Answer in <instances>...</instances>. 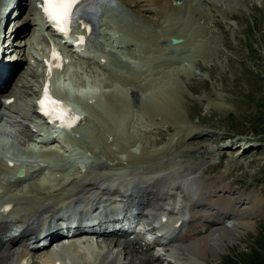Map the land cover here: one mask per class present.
<instances>
[{
	"label": "bare ground",
	"instance_id": "6f19581e",
	"mask_svg": "<svg viewBox=\"0 0 264 264\" xmlns=\"http://www.w3.org/2000/svg\"><path fill=\"white\" fill-rule=\"evenodd\" d=\"M124 1L129 7L130 13H134V15L128 14L129 12L124 14L123 11L118 13L115 8L107 5L102 6L104 15L100 19L102 28L98 36L101 43L95 47L92 46L93 42L89 41L88 45L75 46V44H71L78 39L75 36L62 37L63 41L59 40V36L52 38L57 43V46L53 48L55 50L59 49L69 59L64 58L61 54L62 60L60 62L55 61L57 62L55 65H63V70L58 72L57 68H53L49 77H47L48 69L43 68L40 85L36 83L37 86H40L36 96L41 95L44 85L48 82L51 98H56L59 94L63 96L62 93H65V96L71 99L72 103L74 99L76 114L73 112V116L79 123L71 129L73 136L65 129L56 130L58 138L64 137L68 142L73 141V150L80 148L81 151L98 155L100 159H106L108 162L121 166L127 164L129 167L139 170L144 169L146 165V167L156 166L157 170L150 171L143 176L142 179L145 180V183L137 187L132 198L129 197L127 192L114 191L111 194L117 195L118 198L130 199L138 208L145 206L146 209L153 210L165 201L166 196L169 194L162 185L176 177L179 171L176 166L169 170L159 164L150 163V159L155 158V153H151L147 147L138 141L135 130L137 124L143 120V116L147 115L149 117L147 121L151 125L157 117H161L164 121L163 124L165 123L168 126L171 122V128H167L166 131L174 130L177 138H180L179 140L193 132L189 131V123L183 121L180 98L182 83L179 77L184 74H197L189 64L191 62L195 63L193 62L194 59L206 63L205 60L208 59L207 53L210 49L209 41L203 42L201 38L205 37V25L208 19H205L204 16L207 15L202 12V9L192 8L191 4H186L188 0L181 4L174 3L173 0H147L149 5L145 7L147 9L142 11H134L132 8L137 0ZM118 2L119 6L122 5L120 0ZM125 7L123 8L125 9ZM35 10L36 7L32 4L31 11ZM148 13L153 14L147 16ZM153 15L156 16V19L150 18ZM23 17L13 23L14 27L17 25L16 37L24 36L23 27L26 24H23V22L27 19L31 20L29 17L26 19ZM37 17L35 20L36 23H39V26L32 30L29 40L25 43L29 45L30 52L35 51L38 53L39 49L36 50L35 48L38 46L44 47L45 41L42 36L46 21L41 16ZM202 19L205 22L202 23ZM21 21L23 22L21 23ZM51 24L55 27V23L52 22ZM49 27L52 28L51 25ZM88 33V28L80 32L84 36L80 38L82 42H84ZM51 34L55 36L53 32ZM173 37L183 38L185 43L177 47L168 46ZM41 39L43 43L40 42ZM17 44L22 45L20 42ZM124 45H126L125 48H123ZM173 49L176 53L183 54L172 56L170 54ZM117 55H121L123 60L120 57L119 59ZM30 56L28 54V59H30ZM40 56L47 60V53ZM30 60L35 62L32 58ZM4 63L6 64V62ZM87 64L92 65V67ZM81 65L90 68L83 70L87 74H79ZM17 76L22 75L19 73ZM10 80L0 76V98ZM69 86L72 92L66 90ZM130 93H143L145 99L138 109H134L131 105L133 104V98ZM5 107H7L6 104L0 101V108ZM216 108L224 111L227 106L222 102H218ZM4 116L0 115V120ZM79 117H85V120L81 121ZM152 127L156 130V127ZM32 132L34 133V131ZM32 132L28 130V134L31 133V136L33 135ZM48 137L50 139L54 136L50 135ZM29 147L41 149V151L44 149L38 143H33ZM172 171L178 172L173 174ZM157 178L160 179L156 181ZM177 178L179 179V177ZM177 178H175L171 189H174L170 194L171 196L176 194L177 191L181 192V189L183 193L184 190L188 189H185L187 184L181 188ZM121 179L125 182L123 186L127 188L126 181H130V177L123 175ZM159 182H162L161 186H159ZM98 183H100L98 180L84 183L82 190L85 191L89 188V190H94V193H111L108 188H96ZM79 189L81 188L74 187L75 191ZM192 195L195 198L190 200L192 206L191 210L187 212V215H190V223L186 225L183 231L169 236L175 235V241L184 250L192 256L200 258V260L207 259L209 255L217 257L219 253L228 248L227 243L237 241L240 231L251 228L255 224L253 219L264 213V202L259 195L253 194L249 197L243 194L235 195L230 183H227L222 176L208 179L205 186L200 188L198 193ZM36 215L42 217L45 214L37 212ZM165 215L167 214L165 213ZM180 218L181 215L175 217L174 220L179 221ZM84 222L88 225L99 224L96 219L84 220ZM203 223H206V225ZM10 224H12V221L6 219L0 224V228L6 230ZM202 224L204 228L200 227ZM171 225L172 222L169 221L168 228ZM59 230L57 229L53 233ZM12 231L16 232V230ZM102 235L101 239L106 247H118L120 248L118 256L130 257L128 264H161L160 260L163 257H156L152 254L151 248L142 241H131L127 237L123 239L120 231H109ZM50 236L53 237V234ZM82 241L74 238L64 242L62 247L57 244L58 250L53 248L49 251V249L42 248L37 256L41 258L43 264H62L57 260L65 262L67 252H73V250L79 252L82 247L78 246ZM93 246L96 245H85L84 250H94ZM14 250L13 244L7 245L0 242V264H12L13 261H15L14 264H29L31 254L28 250ZM116 258L115 264H119L120 259ZM157 258H160L158 262Z\"/></svg>",
	"mask_w": 264,
	"mask_h": 264
},
{
	"label": "rangeland",
	"instance_id": "374dc122",
	"mask_svg": "<svg viewBox=\"0 0 264 264\" xmlns=\"http://www.w3.org/2000/svg\"><path fill=\"white\" fill-rule=\"evenodd\" d=\"M120 3L122 11L134 15L130 13L124 0H120ZM186 4H191L192 8L202 9V12L206 11L207 16H204L208 19L205 25L206 32L205 37L201 39L203 42L208 40L210 48L207 53L209 60H205L206 63L204 61L201 63L199 59H194L195 63H189L197 72L196 75L191 73L179 77L182 83L180 98L183 121L189 123V131L193 132L179 140L174 130L166 131L167 128H171V122L168 126L163 124L161 117H157L151 125L147 121L149 117L144 115L143 120L137 124L135 134L143 146L151 153H155V158L150 159V163L159 164L169 170L176 166L179 171L177 176L167 181L165 185L159 182V186H164L169 194L174 191L171 189L177 177L181 188L187 184L186 189L192 185L194 188H202L208 179L222 176L230 183L235 195L243 194L246 197L259 195L264 202V0H188ZM147 5H149L147 0H137L132 8L134 11H142L147 9L145 8ZM149 14L153 13H148L147 16ZM28 17L25 14L23 18ZM150 18L156 19V16ZM14 22L11 21L9 29ZM36 22L34 17L23 22L26 24L23 27L24 36L15 42L13 45L15 49H20L17 43L21 40L25 42L29 39ZM33 64L29 62L25 63L24 67L22 64L17 66V72L22 76L15 77L2 92V97L9 95L15 99L12 104H6L7 107L2 108L0 113L5 114L0 121L2 145L16 146L27 141L28 129L25 122L27 118L32 117L33 97L40 87L37 85H40L41 72L40 69L37 70L38 66ZM82 67L84 66H81L80 71L86 69V66L83 69ZM130 96L133 98L131 105L134 109H138L145 99L143 93H130ZM218 102L227 106L226 111L216 108ZM152 126L156 127V130ZM2 129L4 133H1ZM54 147L59 148L56 145ZM146 166L141 169L144 170L143 175L135 179H141L146 173L157 170L156 166ZM76 173L73 166V174ZM80 175L75 177L81 178ZM111 175H115V171L101 173L104 177ZM25 189L27 186L21 190L22 193H25ZM187 191L188 189L184 190V193L182 189L181 192L177 191L175 199L167 195L165 201L160 204L168 208L176 202V207H180L186 201L183 196H186ZM102 207L105 209L104 213L113 209L109 203L101 204L100 208ZM187 208L186 206V210ZM148 211L146 208L136 209L138 230L145 229L143 220ZM175 211L179 212V208ZM102 212L103 210L99 211V214ZM176 216L178 215H172L170 221ZM253 222L255 224L251 228L240 231L237 241L227 243L228 248L217 257L209 255L207 259L200 260L173 240L167 245L169 254H160L163 258L161 260L157 258V262L160 260L161 264H264V213L254 218ZM203 224L200 225L201 228ZM92 241L94 245H99L101 254L111 255L107 264H115L116 257L120 259L119 264H128L130 257L118 256L120 248L105 247L101 239L95 241L93 238ZM93 247L96 249V246ZM157 251L155 250V253H158ZM37 255L38 253L35 256L30 255L29 264H43Z\"/></svg>",
	"mask_w": 264,
	"mask_h": 264
},
{
	"label": "snow or ice",
	"instance_id": "6c2138e0",
	"mask_svg": "<svg viewBox=\"0 0 264 264\" xmlns=\"http://www.w3.org/2000/svg\"><path fill=\"white\" fill-rule=\"evenodd\" d=\"M84 2V0H46L45 11L47 15L54 20L58 25H67L70 21L73 8L77 3ZM63 31L64 28L61 27ZM54 58H56L54 56ZM45 100L49 102L50 111L45 114H55L58 118L62 116L61 112H58L61 106L59 102L52 100L47 90L45 91ZM41 107H44V101L41 102Z\"/></svg>",
	"mask_w": 264,
	"mask_h": 264
},
{
	"label": "water",
	"instance_id": "95a60500",
	"mask_svg": "<svg viewBox=\"0 0 264 264\" xmlns=\"http://www.w3.org/2000/svg\"><path fill=\"white\" fill-rule=\"evenodd\" d=\"M185 0H174L175 3H183ZM185 43V40L183 38H172L171 44L173 46H179Z\"/></svg>",
	"mask_w": 264,
	"mask_h": 264
}]
</instances>
